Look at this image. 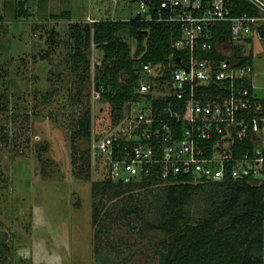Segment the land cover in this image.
<instances>
[{
    "label": "rangeland",
    "instance_id": "374dc122",
    "mask_svg": "<svg viewBox=\"0 0 264 264\" xmlns=\"http://www.w3.org/2000/svg\"><path fill=\"white\" fill-rule=\"evenodd\" d=\"M17 1L0 0V264H95L96 259L103 264H159L156 243L166 235L126 212L136 204L147 216L150 207L155 209L151 201L161 185L152 193L128 189L119 196L112 190L95 195V186L106 178L105 159L93 153L95 135L119 122H112V106L95 87V65L103 52L92 44L90 83L82 101L72 103L84 73L71 71V21L50 17L69 10L79 24L128 19L136 15L138 4L29 0L30 14L20 17ZM88 15L94 18L87 20ZM128 40L134 52L137 41ZM235 44L251 57L256 93L264 97V39L253 29ZM89 104L92 137L76 140L75 149L72 132ZM90 149L92 153H83ZM214 199L210 191L194 194L191 213L202 215ZM99 201L105 227L96 233L93 213Z\"/></svg>",
    "mask_w": 264,
    "mask_h": 264
},
{
    "label": "built area",
    "instance_id": "2783aa9c",
    "mask_svg": "<svg viewBox=\"0 0 264 264\" xmlns=\"http://www.w3.org/2000/svg\"><path fill=\"white\" fill-rule=\"evenodd\" d=\"M131 1L143 20L180 23L173 48L181 54L168 66L142 63L125 120L95 135L93 153L105 159L106 176L264 183V97L256 93L255 68L238 65L232 49L212 41L223 20L231 22L234 41L253 29L264 39V0H249L259 15L238 17L224 0ZM214 48L225 57L210 55ZM167 97L172 104L156 105Z\"/></svg>",
    "mask_w": 264,
    "mask_h": 264
},
{
    "label": "trees",
    "instance_id": "16d2710c",
    "mask_svg": "<svg viewBox=\"0 0 264 264\" xmlns=\"http://www.w3.org/2000/svg\"><path fill=\"white\" fill-rule=\"evenodd\" d=\"M224 2L232 17L259 15L258 8L249 0ZM29 4V0H18L16 14L28 16ZM50 17L71 21L70 37L73 42L69 43L70 67L71 71L81 69L84 73L72 103L82 101L84 89L90 83L92 44L102 50V59L95 65L94 82L101 100L112 106L114 123L124 117L130 101L138 96L136 89L142 63L168 66L181 54L173 48V43L181 35V26L177 22L146 21L133 16L128 19L108 17L79 24L72 21L69 10L53 13ZM213 34V43L232 49V59H236L238 65L252 64L251 57L244 54L243 46L232 40L230 21L217 22L213 26ZM129 37L137 41L134 52ZM210 55L219 59L225 57L215 48ZM51 96L52 92L48 97ZM173 101V98L167 97L166 100L158 98L155 103L165 107ZM76 121L72 141L73 148L79 149L74 144L76 140L92 137L93 112L90 104ZM87 151L92 153L91 149L83 153ZM97 184L95 195L101 197L109 190L114 191L116 196L128 189H147L152 193L155 185H161L160 192L155 193L151 201L155 209L150 207L147 216L142 214L143 208L136 204H132L126 212L128 215L136 214L137 219L146 222L148 228L166 235L156 243L159 264H264V183L254 184L249 179L232 178L194 182L189 176L179 182L165 183L156 177L121 181L106 176ZM205 191L214 193L217 199L207 204L202 215H193L190 211L192 196ZM100 223L99 201L95 203L93 213V226L99 229L96 233L104 230L105 225ZM95 264L103 263L96 259Z\"/></svg>",
    "mask_w": 264,
    "mask_h": 264
},
{
    "label": "crops",
    "instance_id": "0c3cea01",
    "mask_svg": "<svg viewBox=\"0 0 264 264\" xmlns=\"http://www.w3.org/2000/svg\"><path fill=\"white\" fill-rule=\"evenodd\" d=\"M91 18H94V17H93V16H90V15L86 16V19H87V20H90ZM262 26L264 27V23H263Z\"/></svg>",
    "mask_w": 264,
    "mask_h": 264
}]
</instances>
